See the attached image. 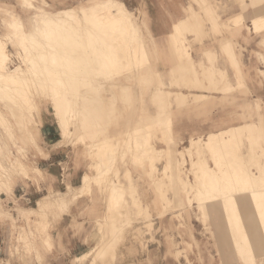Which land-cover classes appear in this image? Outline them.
<instances>
[{
  "label": "bare ground",
  "instance_id": "bare-ground-1",
  "mask_svg": "<svg viewBox=\"0 0 264 264\" xmlns=\"http://www.w3.org/2000/svg\"><path fill=\"white\" fill-rule=\"evenodd\" d=\"M40 1L44 6L33 4L29 0H21L22 6L29 5L34 9V12L30 17L31 24L33 25V28L31 30L26 31L24 29L23 22H21L20 19L14 14H11L10 18L4 21L5 26L9 28L8 33H6L5 36L8 38L9 43L17 46L18 48L15 52H10L7 46V42L0 39V101L2 102L1 99H3L7 103L13 99L17 103L20 98L25 97V95L28 93V91H30L31 88H42V91L43 87L44 89L46 88L47 92H49V98L53 103L55 118L63 134L66 135L72 132L71 129H69L70 127H68V123L70 120L71 124L73 119L78 121L81 120V122L79 121L80 127L76 125L77 121H74L76 122L74 126H77V128H80V130H82V132L80 133V130L75 128L76 131L79 130V132L76 134L80 133L79 135L81 136V142L84 143L86 152L92 160V167L95 172L93 174L84 173L81 186L78 188V190H76V188H74L72 185L67 184L64 192L56 190L51 191V193L44 194L43 197L37 200L35 207L19 208L21 209L20 211L23 216L28 217L30 213L44 212L47 205L55 203L58 207L56 219L60 218L63 213L68 212L69 207L78 196H82L90 190L92 184H94L97 188L103 186V183L105 182L101 181H103L102 179H104L106 176L107 168L110 169L109 167H111L113 169L116 165L115 162L117 161H115L114 157L118 147H120V159L122 156H130L134 164H144L148 166V168H150L152 171L156 170V162L160 160L161 157H166L163 172H165L166 174L168 170H171L170 177H173L172 179H175L176 181L184 180L180 176L179 171L181 169V166L184 165V162L186 161V158L184 156L185 152H187L189 155L192 153L195 157L191 159V172H193L195 182L197 184H206L212 181L218 182L217 184L212 185V191L207 190V192L204 191L199 194L195 193V191L193 194V199H195V201L197 202L199 209L205 211L206 207H208L209 204L213 203L214 201H219V196L221 193L223 195H228L230 192L239 194V197L242 199L241 204L243 208L240 212L241 215L236 218L235 224L233 225V230L237 232L236 234H234L233 238L234 241L240 240L242 242L238 253L240 255V258H242L243 263L252 264L253 262L254 264H257L255 261V257L258 256L257 254H264V189L256 190L259 187L264 188V146L261 145L264 142V113H258L259 122L257 123H245L244 125L239 127H234L219 133L211 134L208 136L207 141L203 140L202 137H192L189 139V145L183 146V150H177V154L171 148L172 146L170 141L173 140H171V138H169V140L166 139V132L169 131L166 129L169 128L168 126L164 128L161 125L162 128H164L161 130L163 136L165 137L163 138L165 140V143L167 144L166 146H168L169 150L167 148V150H157L155 148L154 143H152V139L154 138L153 134L154 132L160 133V128L156 126L159 131L156 130L153 132V128L155 127L154 123V125L150 124V126L152 125L154 127H150L151 129H149L147 133L145 132L146 134L140 135V131L138 132V129L136 130V134L131 138H127L126 141L120 143L117 139L116 140L118 143L112 141L113 139L110 138L107 133L108 129L110 128V126L108 127V121L103 122V124L99 126H95L92 124V118H96L98 116L107 117L104 115V110H102V112L94 111L95 113L85 110L87 109V106H89V102L91 103L93 100L97 101L101 98L97 95L95 97L91 96V87L95 84L94 89L97 90V87L99 88L104 86L102 85V82L98 84L97 80H95L94 84L92 85V75L95 71H97L95 73L103 72V74L100 73L101 77L102 75H104L102 80L104 79L103 82H106V85H109V89L111 91L113 90V88H115V86H117V83L108 82L110 78H106V75L116 76L120 73H129L130 75L132 74V78L134 79L139 78V80H145L151 71H141L144 66L148 65V61H150L146 49L147 45H145L144 41L142 40L143 36L133 23L132 17L127 14L124 5L118 0H93L92 2L89 1V4L87 6L79 5L76 7L56 10H52L49 8L46 9V7L49 6L48 2L46 0ZM195 1L198 4H201L200 1ZM263 3L264 0H252L250 4L252 5L254 12L252 15V22L255 33L264 31V11L260 13L257 10V7H259ZM187 20L188 18L184 21H180L177 25H175V33L173 34L174 37H179V29H182L183 26L185 27V29H187L188 27H194L197 24L196 22L191 23ZM201 22V20L198 21V23ZM234 26L235 30H239V28L242 26L246 28L247 32H251V29L244 23L242 18H237L236 20H234ZM91 29H93L92 32L90 31ZM86 30L91 33H93L94 31L96 32L95 37L93 36L95 38L93 41L96 40L94 43L98 44L97 47L94 46L96 48L95 51L94 49H92L94 48L93 45L90 44V42L92 41L91 36L95 33L91 34ZM188 30L189 29H187V31ZM189 31L191 32V30ZM99 32L103 34L101 35ZM88 38L90 41L88 40ZM105 38H107L108 41L107 39L105 40ZM260 41L262 42V44H264V36ZM87 44L91 48L86 47ZM101 44L102 46L106 45V52H104L105 49L100 48ZM185 47L186 46L184 43L182 44L181 39H178L179 50L184 54V57L186 59H189L190 54L185 50ZM94 53L96 57H98L99 54L102 55L100 56L101 58H96ZM13 54L21 61V64L10 68L9 62L11 61V56ZM176 54L180 57L179 52H176ZM93 55L94 57H92ZM92 58L97 59H94L95 62L93 63H97L98 61L101 62L99 63L100 66H97L96 68V64L92 65ZM189 63L190 70L196 72V68L193 62L189 60ZM22 64H24L25 68L21 66ZM79 66L82 67V70H79ZM45 70L47 76H45ZM261 71L263 72V70ZM61 72L63 73V75L64 73L69 74H67V76L65 75V79L67 78V80H64L61 77ZM29 75L33 77V81L29 79ZM40 75H44V77L39 78ZM90 75L92 77L91 79L89 78ZM135 75L136 77H134ZM149 77L151 78L150 75ZM149 77H147V81ZM112 79L113 78H111V80ZM145 81L144 83H149L151 79L148 82ZM142 82L143 81L141 80V82L139 83L141 84ZM158 83L160 86H162L159 81ZM143 84L141 86H143ZM81 86L82 90L80 89ZM196 87L197 85H195L194 87L189 86V88L191 89ZM158 91L159 96L155 94L158 96L156 97V99L158 100L169 98L172 95L176 102H183L186 99V96L182 93L173 94L170 91L163 89H159ZM88 94L89 96H87ZM15 96L20 97L19 99L17 98L18 101H16V99L14 98ZM129 98H131L132 100V95L130 92ZM22 102L24 103L23 100ZM29 102V109L33 110L31 114L29 113V115H31L32 119L38 118L39 124L40 114L38 111V106L33 102L32 99ZM158 102L159 101H157V103ZM11 104L10 106H12L13 108V105ZM75 106L78 108L74 109ZM20 108L21 107H19L18 110H20ZM19 112L21 113V111ZM23 113L21 114L23 115ZM4 116L0 111L1 126L5 124ZM138 116L139 118H143V112H141V110ZM108 120L111 123L114 122L112 119ZM160 120L164 121L163 119ZM87 133L88 135H90V138L86 136ZM27 137L35 139L34 135L30 132L28 133ZM245 140L247 141L246 152H243L241 150L242 148L244 149L243 146ZM58 142L59 141H57L56 143ZM217 149H220L222 153L225 154V156L216 153ZM257 150H259L260 152H258ZM113 151L115 152L114 154H112ZM206 152H209V156L213 160V163L221 171L220 173L211 172L210 170L206 171ZM246 163L255 166L258 170V174L249 173L241 175L235 172L236 167L246 168V165H248ZM127 164H129V162ZM106 165L108 166L106 167ZM223 166L227 167L226 171L231 168L233 173L227 174L223 172V169L221 168ZM173 170L175 171V173H173ZM27 172L28 165L20 160H15L13 162L12 168L8 169V173L5 179L0 175V189L2 186H4V188H7L11 191L13 189L12 184L14 183L13 173H23L22 175H25ZM166 176L168 175L166 174ZM149 177L151 179H154V175L152 174H149ZM106 183L104 184V186L106 187V189H109L110 192L116 190L119 195L121 194V187L119 185L120 183L116 184L114 180H108V182ZM174 192L175 191H173V194ZM230 198V196L227 197V199ZM187 199L188 201H191L192 197L188 196ZM161 201L165 203L164 201H169V199L164 194L161 198ZM114 204V200L109 203L111 207H113ZM220 206L225 219V208H223L221 204ZM1 212L4 211L0 210V213ZM105 231L107 233L109 232L107 228L105 229ZM227 231L229 232L228 228ZM48 238L49 234L45 235L41 240L45 241V243L43 242L45 246L48 245L49 247H51V243L48 242ZM233 245H237L238 247L240 246V244H237L236 242H234ZM25 251H27V249ZM107 252H109V256L113 255L111 248H109ZM107 252L105 253V256ZM7 264L10 263L7 261Z\"/></svg>",
  "mask_w": 264,
  "mask_h": 264
},
{
  "label": "crops",
  "instance_id": "crops-1",
  "mask_svg": "<svg viewBox=\"0 0 264 264\" xmlns=\"http://www.w3.org/2000/svg\"><path fill=\"white\" fill-rule=\"evenodd\" d=\"M86 1L87 2L80 3L79 5L87 6L89 4V1L92 2L93 0H86ZM122 1L130 10L135 11V14L139 12L144 14L146 20L145 25L150 31V40L152 41V43H149V45L152 44L155 46L154 47L155 53L149 54L148 56L150 58V61L158 62V65L156 72H154L155 74L152 76L153 79L150 81L149 85L145 89H141L137 85V81H132V83L130 82L117 83L118 91H115L116 93H114V95L111 98L110 95L107 96L108 103L111 104L110 99H113L114 102L116 101L115 102L116 104H114V108L112 109L113 113H109V116L107 114V117L98 116L96 118H92V120L96 119V121H98L97 126L102 125L103 121H105L106 118L112 119L114 121L107 132L108 136L113 139V140L111 139L112 141L117 142L118 140L119 143L126 141L127 138H131L133 135L136 134V130L139 129L138 132L140 131L139 134L142 135V134H146L149 129L155 126L153 128V132L156 130L159 131L158 128H160V133L154 132L153 134L154 138L152 139L153 141L152 143H154V146H156L157 150H162L165 147L164 144L165 137L163 136L161 129L166 128V126L170 128V129L166 128L167 130L170 131V132H166L167 140L171 138V140L175 142L178 141L187 142L192 137L193 138L202 137L203 135H204V137H202L203 140L207 141L208 136L211 134L219 133L234 127H239L244 125L245 123H251V121H244V122L241 121L242 109L243 111L251 110L254 112L257 108L260 107L259 103L255 99L258 98L264 99V83L262 84V80H260L259 74L257 72H254L253 69H251L248 77H246V79L244 80L251 99L249 102H246V104L243 107L242 91L237 88L238 83H240L243 80V71L241 70L239 64L237 66V62L239 60H238L237 52L234 51L233 45L241 41V38L235 36L236 33H235L234 20H236L237 18L240 19L242 18V20L245 23L246 11L248 10V8H251L253 10L252 5H250L252 0L249 1L226 0L227 1L226 6L214 5L212 0L210 1L198 0L201 2V4H198L195 0L193 1L192 0H122ZM216 1L219 2L220 0H216ZM47 2L49 6H51L49 1ZM196 3L199 5V7L197 6ZM76 6L52 8V10L66 9L69 7H76ZM252 15L250 16V24L249 25L246 24L251 29L250 39L253 38V33H255L252 22ZM187 18H188L187 21H190L191 23L194 22L197 23L194 27H188L187 29L194 31L195 34L198 36V39L201 40V42L193 41L195 34H186L185 37L187 40L191 42V47H192V50L189 53L190 54L189 59H186L184 57V54L178 48V39H181L180 38L181 35H183L184 31L187 29H185V27L183 26L182 29L181 28L179 29V37L173 36V34L175 33V25H177L180 21H184ZM206 18L211 20L210 21L211 23L206 22L207 21ZM199 20H201L202 22L198 23ZM228 27L230 28L231 33L222 32L224 28H226L227 30ZM233 34L234 36H232ZM258 41L260 42L259 38H255L254 40L251 39L250 45H255L256 42ZM170 46L173 47V49H175L174 52L172 49L169 50L168 47ZM204 51L206 52V56L204 54ZM176 52H179L180 57L176 54ZM207 57L209 58V60L214 59L213 68L215 67L216 68L214 69L215 71L212 76H209V78L206 77V80H202L200 74L196 75V72L190 70L189 60L193 62L197 73H199L200 70H198L197 67L198 65H203L206 66V68H209L208 66L209 64L206 61L208 60ZM253 58L254 57L251 58L252 61L254 60ZM181 61L182 63L178 64ZM172 63L175 64L172 66ZM232 63H234V66ZM258 66L259 65H257V67ZM176 68L178 70H176ZM181 69L184 72H191L194 76H183L184 74L181 75L180 74ZM134 77H136V75ZM157 78L158 81L162 84V86H159L157 84L156 82ZM97 83L100 84V81L97 80ZM93 84L94 81L92 82V85ZM195 85H197L196 88L193 89L189 88V86L194 87ZM93 86L91 87L92 89H94ZM99 88L102 89V87ZM99 88L97 89L98 95H99L98 93ZM158 89L167 90L173 94L182 93L186 96V99L183 101L184 103L180 101L181 104L183 103L182 105L180 104V102L175 101L173 95L169 98L158 100L156 99V95H155ZM130 91L134 92L133 93L134 96L131 101L129 100ZM157 101L159 102L157 103ZM92 102L93 104H95L96 107L95 111L102 112L103 110L102 103L94 100ZM49 107L48 108L46 107V109L41 110L40 123L38 125V129L36 130L37 140L39 143L40 151H42V154H40L35 149L31 150L33 154H36V160H35V164L37 166L36 170L38 169L37 171H39L42 174L44 179L40 180L37 183L35 180L33 181L26 180V184L21 183V181L20 182L18 181V184L16 185V189H15L17 193H20L19 196L16 198V201L17 200L26 201V203H29L30 201H34L35 206L37 199L41 197L39 196L40 194H43L44 192L48 193L47 191L49 189L52 191L60 190L61 187L62 188L65 187L66 189L67 184L72 185L74 188H76V190H78V188L81 186L84 173H88V174L94 173V171L92 170L93 169L92 160L88 156L86 149L84 148V145L82 143H79L75 146H72L71 143H65V144L61 143L62 139L60 137V131L59 128H57L58 125L54 120V117L51 116V112H50L51 107L50 108ZM77 108L78 107L76 106L74 107V109ZM140 110H142L143 112V118H139L138 116ZM259 112L260 111L257 109L256 114L258 115ZM92 113L95 112L92 111ZM160 119H163L164 121ZM252 123H257V122L252 121ZM92 124L95 125L93 121ZM150 124L154 126L152 125L150 126ZM161 125L164 128H162ZM156 126H158V128ZM57 141L60 142L58 145L55 144ZM257 151L260 152L259 150ZM216 153L225 156V154H223L220 149H217ZM115 156L119 160L118 163L120 164V147H118ZM206 166H207L206 171L210 170L211 172H215V173L221 172L215 164H214L215 168H213L208 163ZM221 168L223 169L222 171L227 174L233 173L231 168H229L228 171H226L227 169L226 166H223ZM163 171H164V164H163ZM153 172L154 171H152L150 168H147L145 171L147 175L152 174ZM235 172L241 175L249 174V173L256 174L252 171H249L248 168H244V167H236ZM127 173L128 175H130V170H127ZM166 174L170 176L168 172H166ZM134 177H136V175ZM158 179L154 177V179L152 178L150 180L157 189H159V187L157 186ZM114 182L117 184L116 180H114ZM217 183L218 182L215 181L206 184L198 183L195 193L199 194L204 191L207 192L206 190L207 185L210 184L215 185ZM120 185H122V189L125 190H129L130 188L129 186L130 184H128L127 182H122V183L120 182ZM132 185L134 187L135 186L137 187L139 193L141 190L142 191L144 190V192L146 190H149V188L146 187L145 183L143 182L142 184L141 181L138 182V185L137 183L136 185L135 183H133ZM102 188L103 187L97 188L94 184H92L90 190H94V191L97 190V192L98 191L102 192L103 190ZM65 189L63 191L61 190L60 191L64 192ZM122 189H120L121 191L120 195L118 192H116V190L110 192L109 189H106L108 192L106 197L107 202L106 203H104L103 201L94 202L95 205L97 204L101 206H105L107 204L106 212H105V208H103L100 209L103 212H99L98 214H96L98 216H102L104 215L103 214L104 212L107 213L105 218L103 219L96 218L94 217V215H90V214H85L84 217H80L79 216V212L81 209L80 207H83L84 205H90L91 202L88 199L89 196L88 197H86L85 195L78 196L69 207L68 212L63 213L60 218L56 219L57 222L54 225V228L50 230L51 235L53 236L54 239V250L51 252V254L50 253L47 254L46 260L52 264H68V259L70 258L69 256L74 254L77 249H81L85 247V243L82 242V238L85 235L83 231H76L75 229L71 228V223L73 221L75 222L96 221V220L105 221L103 223L101 222L99 223L100 231L102 234L101 236L103 237L99 245L96 247L93 253H90L91 251L81 252L78 256L75 257L76 261L79 260L83 261L88 256H90L88 263L96 264L97 261L99 260L103 261L105 259V253L109 248H111V246H113V248L111 249L112 253L116 254V250L114 248L117 247L118 243L125 238V234L123 235H117V233L113 234V232L119 226L113 222L117 218H112L111 214L115 210V204L121 202ZM260 189H264V188L259 187L256 190H260ZM154 195L155 198L151 196L148 200H146L143 203L142 206V209H145L146 213L145 212L144 213L146 215H150L151 211H153L154 215H152V219L150 221H154L156 225L159 222L160 223L169 222V221L175 222V219H173L170 214H166L162 216V213L158 212L159 209H164V207L166 206L165 203L161 201V198L164 195V193L156 192L154 193ZM228 196H230L231 198L227 199ZM112 200H114L115 203L113 207L109 205V203H111ZM152 200L156 206L155 207L156 209L154 210L151 209L150 207ZM219 201L222 207L225 208V219H224V215L221 214L222 216L221 225L223 224L225 227H220V229L217 230L218 232L214 230L216 232L215 236L219 237L218 233H220V238L223 241L220 244V246H222V249L221 250L218 249V252L225 254H229V253L236 254L240 249L242 242L240 240L234 241L233 236L237 232L233 230V225L235 224L236 218L241 215L240 212L242 211L243 208L241 204L242 199L239 197V194L230 192L228 195L226 194L223 195L221 193L219 196ZM235 201L238 202L237 204L238 206L234 205ZM207 214L209 215V219L213 218V214H211L210 211ZM129 220H131V217L128 218V221ZM135 220H140V219L137 218ZM226 227L229 229L228 232L229 235H227V237L229 238L231 237V241H232L231 243H228L229 246L223 240L225 239V241H227L226 234H224V228ZM106 228L109 230L108 233L105 231ZM131 228L135 231L137 230V232L139 231V227L137 226H132ZM112 234L115 235L113 242L104 239L105 235L111 236ZM162 234L163 233L161 230H156L154 232L155 239L162 238ZM233 241L236 242L237 244H240V246L238 247L237 245H232V243L234 244ZM126 243L129 242L127 241ZM211 243L212 242L209 239H206V246L203 245L202 253L206 252V254L209 253L216 254L217 252L216 250L218 247L211 245ZM236 247L238 249H235ZM6 249H7V229L5 228L2 229V227H0V254L5 253ZM159 249H161V246L155 245L150 252L152 255H157L158 253L157 250L159 251ZM127 250L128 249L124 248L123 250L124 256L128 253ZM160 253H162V251H160ZM163 258H164L163 256H155L154 261L150 264L179 263V261L177 262L174 259L171 262L168 261L167 263H164ZM128 259L129 257H124L122 259V263L120 262L119 264H131L132 262L135 264L134 261ZM12 264H18V263L13 262ZM103 264H108V263L104 261ZM136 264H147V262L138 259L136 260ZM204 264H221V263L215 259L212 262L206 260L204 261ZM226 264H237V262L234 263L228 262Z\"/></svg>",
  "mask_w": 264,
  "mask_h": 264
},
{
  "label": "rangeland",
  "instance_id": "rangeland-1",
  "mask_svg": "<svg viewBox=\"0 0 264 264\" xmlns=\"http://www.w3.org/2000/svg\"><path fill=\"white\" fill-rule=\"evenodd\" d=\"M29 1L33 4H38V5L44 6L40 0H29ZM47 1H49L51 6L46 7V9H48V8H50V9L61 8V7H65V6H76V5H79L80 3L87 2L86 0H47ZM119 1H121L123 3L127 14L130 17H132L133 23L135 24V26L137 27V29L139 30V32L143 36L142 40L144 41L145 45H147L146 49H147L148 55L155 53L153 51V48L155 46L152 44L149 45V43H152V41L150 40V31L148 30L147 26L145 25L146 20H145L144 14H142L140 12L135 14V11L130 10L122 0H119ZM208 1H210V0H208ZM212 1H213V4L217 5V6H219V5H221V6L225 5L226 6L227 5L226 0H220L219 2H217L216 0L215 1L212 0ZM247 1H249V0H247ZM206 4H207V1H206ZM197 6L199 7L198 4H197ZM257 10L260 13L263 12L264 11V3L262 5H260L259 7H257ZM252 11L253 10L251 8H248V10L245 13V16H246L245 24H247V25L250 24V16L254 13ZM33 12H34V9L32 7H30L29 5L22 6L21 0H0V39L7 42V46H8V49L10 52H15L18 47L9 43L8 38L5 36V34L8 33L9 28H7L5 26L4 21L8 20L10 18L11 14H14L20 19L21 22H23L24 29L26 31H29L33 28V25L31 24V21H30V17L33 14ZM240 12H241V9H240ZM218 18H220V17H218ZM218 18H217V20H218ZM210 21L211 20L207 19L206 22L211 23ZM88 24H85V25H88ZM92 30L93 29H91L90 31L92 32ZM87 32H89V31H87ZM91 32H89V33H91ZM222 32L231 33L229 27L227 30H226V28H224L222 30ZM93 33H95V34H93ZM93 33H91V34H93L91 36V40H92L91 42L92 43H94L96 41V40L93 41L95 39L94 37L96 35V32L94 31ZM235 33H236L235 36L241 38V41L235 43V45H233V48H234V51L237 52V56H238V60H239L237 62V66L239 64L241 70L243 71V80L240 83H238L237 88L242 91V95H243L242 101H243V107H244L246 102H249L251 99L250 94L248 92V89L246 87V83L244 82L246 77H248L250 70L253 69L254 72H257L259 74L260 80H262V84L264 83V63H263L264 62L263 61L264 60V57H263L264 56V46H263L264 44H262L261 41L260 42L258 41V42H256L255 45H250L251 39L254 40L255 38H259V40H261V38H263V36H264V31H262L260 33H253V38H251V39H250L251 32H247L245 27L241 26L239 28V30H235ZM100 34L102 35L103 33H100ZM186 34H195V32L194 31L190 32L189 30L188 31L185 30L184 34L181 35V37H180L182 44L183 43L186 44L185 50L188 51V53H190L192 50L191 42L186 39V37H185ZM86 35H87V33H86ZM232 36H234V34ZM92 37H93V39H92ZM89 38H90V36H89ZM89 38H88V40H89ZM106 39L107 38H105V40ZM107 41H108V39H107ZM193 41L201 42V40L198 39V36L196 34L194 36ZM91 42H90V44L93 45V47L98 46V44H96V43L92 44ZM253 43H255V42H253ZM86 47H89L88 44ZM95 47L92 48V49H94V51L96 49ZM102 47H104V48H102ZM89 48H91V47H89ZM100 48L105 49L107 47H106V45L102 46V44H101ZM168 48H169V50L172 49L173 52L175 50L171 46ZM106 50L107 49H105L104 52H106ZM66 51H68V50H66ZM204 54L206 56L205 51H204ZM94 55H95V53H94ZM94 55L92 57H94ZM100 56H102V55L99 54L98 57H100ZM95 57H96V55H95ZM98 57H96V58H98ZM252 57H254L253 61H255V62L252 61V59H251ZM96 58H92L93 60L91 59L92 60L91 64L92 65L96 64L95 66L97 68V66H100L99 63H101V62L98 61L97 63H93V62H95V60H97ZM213 60L214 59L209 60V58H208V60H206L209 64L208 65L209 68H206V66H203V65L197 66L198 70H200V72L197 73V71H196V75L200 74L202 80H206V77L209 78V76L213 75V73L215 71L214 69L216 68V67L213 68V66H214ZM257 62H258V64H257ZM181 63H182V61L178 64H181ZM18 64H21V61L13 54L11 56V61L9 62V67L13 68L14 66H16ZM174 64L175 63H172V66ZM232 64L234 66V63H232ZM157 65H158V62L148 61V65L144 66V68L141 69V71L142 70L143 71H151L149 74L151 76V78L149 77V75L147 76V77H149L148 81L150 79L151 80L153 79L152 76L155 74L154 72H156V70H157ZM257 65H259V66L257 67ZM21 66L23 68H25L24 64H22ZM79 70H82V67H80ZM176 70H178V69L176 68ZM261 70H263V72ZM95 72H97V71H95ZM95 72L92 75V77L94 79L91 77V75L89 76V78L90 79L92 78L93 81L98 80V81L102 82V85H104V86H102V89L99 88V91H98L102 101L100 99L97 101L102 103V109L104 110V115L107 116L106 114H108L109 112L113 113L112 109L114 108V104H116L115 103L116 101L114 102L113 99H110L111 104L108 103L107 96L110 95V98H111L114 95V93H116L115 91H118L117 86H115V88H113V90L111 91L109 89V85L108 84L106 85V82L105 83L103 82L104 79L102 80L104 75H102V77H101L100 73L103 74V72H100V73H95ZM105 73H106V71H105ZM46 74L47 73L45 70V76H47ZM67 74L64 73V75H63V73L61 72V77L64 80H67V78L65 79V75L67 76ZM180 74L181 75L184 74L183 76H194L191 72H184V71H182V69H181ZM42 77H44V75H40L39 78H42ZM107 77H108V79L110 78L108 82H112V83L113 82H115V83L130 82V83H132V81L136 80L137 85L140 88L142 87L141 89L147 88V86L150 83V81H149V83H144L145 80L147 81V77L145 80L144 79L139 80V78L133 79L132 74L130 75L129 73H120L116 76L115 75H112V76L106 75V78ZM32 78L33 77L30 76L29 79L33 81ZM89 78H88V80H89ZM111 78H113V79L111 80ZM141 80L143 82L140 84L139 82H141ZM156 82L159 85L158 78H157ZM142 84H143V86H141ZM93 87L95 88V86H93ZM81 88H82V86L80 87V89ZM104 88H105V90H104ZM41 89L38 87L37 88L34 87V89L31 88L30 91H28V93L25 95V97L20 98L18 96H15L14 98L16 99V101H18V99L20 98V100L18 102H20L21 104L18 102L16 103L15 100H13V99L7 103L3 99H1L2 102L0 101V111L3 113V116L5 115L4 116V118H5L4 123L5 124H3L2 126L0 125V175L5 179V177L7 176V173H8V169L12 168L13 162L15 160H20L23 163H26L28 165V172L26 173L27 175L26 174L22 175L23 173H13L14 183L12 184L13 189L11 191L8 190L7 188H4V186H2L0 189V210L4 211V212L0 213V227H2V229L3 228L7 229V249H6L5 253L0 254V259H1L0 264H7V261L10 264H12L13 262H17L18 264H34V263L52 264L49 261H47L46 259H47V254L48 253L51 254V252L54 250V239H53V236L51 235L50 230H52L54 228V225L57 222L56 221V213L58 211V207L56 206L55 203H51V204L47 205L46 210L44 211L45 213L44 212L30 213L28 217H25V216H23V214L20 211L21 209H19V208L35 207V202L30 201L29 203H26V201H21V200L16 201V198L19 196L20 193H17L15 190L16 185L18 184V181L19 182L21 181V183L26 184V180H32V181L35 180L37 183L40 180L44 179L42 174L36 170V164H35L36 154H33V152L31 151L32 149H35L40 154H42V151H40L39 143L37 140V133H36V130L38 129L37 127L39 125L38 124V118L32 119L31 115H29V113L31 114L33 111L32 109H29V103H30L29 101H31V99H32L33 102L35 104H37L39 114H40L42 109H46V107L48 108L50 106L51 108L50 107L49 108H50L51 116L54 117V120L56 121V123H57V120L55 118L52 100L49 98V92H47V89L46 88L44 89V87H43V91ZM97 89H98V87H97ZM29 93H30V95H29ZM90 93H91V96H94V97L96 95L99 96L97 94V90H95V89H92ZM130 93H131L132 99H133V96H134L133 93L134 92L130 91ZM156 94L159 96V91L156 92ZM157 95H156V97H158ZM87 96H89V94ZM21 99L24 101V103L22 102ZM129 100L131 101V98H129ZM255 100H257V102L260 105V107L257 109L263 114L264 113V99L258 98ZM12 101L16 104H14ZM9 103L10 104L12 103L11 105H13V108L16 111L13 110L12 106H10ZM14 105H15V107H14ZM88 105L89 106H87V109H85V110L95 111L96 107H95V104H93V102H91V103L89 102ZM19 107H21L20 110H18ZM23 107H24L25 111H24ZM11 109H12V111H11ZM21 109L24 111V113ZM27 109H28V111H27ZM257 109L254 112L250 111V110L243 111V109H242L241 121L242 122H244V121L259 122V117L256 114ZM19 111H21V113H23V115ZM141 112H142V110H141ZM16 115L18 116V118ZM22 116H24V117H22ZM263 116H264V114H263ZM16 118H17V120H16ZM74 121H77L78 124ZM79 121L81 122V120H79ZM79 121L73 119L72 120L73 125L71 124V120L69 121L68 127H70L69 129H71L72 132L70 134L68 133L66 135L63 134V132L59 126L58 127L56 126L57 128H59V131H60V137L62 139L61 143H63V144L71 143L72 146H75L79 143H82L81 142V136L79 135L82 132V130H80V128H77V126L80 127ZM106 121L109 122V124L107 122L108 127L109 126L111 127L112 123L107 118L103 122H106ZM97 122L98 121H96V119H93V123L95 124V126H97ZM75 123L77 126H74ZM57 125H58V123H57ZM102 127H104V126H102ZM75 128L80 130L79 134H76L79 132V130L76 131ZM57 131H58V129H57ZM74 131H76V132H74ZM29 132L31 134L35 135L34 136L35 139H32L31 137H29V138L27 137ZM65 136H67V137H65ZM86 136L88 138H90V135H88V133ZM202 137H204V135ZM63 138H65V139H63ZM170 143L172 146L171 148L173 149L174 152H176V154H177V150H180V149L183 150V146L189 145V141H187V142L170 141ZM58 144H59V142L56 143V145H58ZM82 144L84 145V143H82ZM164 144H165L164 149L167 150L168 146H166L167 144L165 142H164ZM246 144H247V141L245 140L244 146H243L244 149L242 148L241 151L246 152ZM261 145L264 146V142ZM84 148H85V145H84ZM155 148H156V146H155ZM163 152H165V151H163ZM114 153L115 152L113 151L112 154H114ZM184 156L186 158V161L184 162V165L181 166V169L179 171L180 176L184 180H177L178 182L175 179H172L173 177L166 176L165 172H163V164L165 163L166 157L165 158L161 157L160 160L157 161V163H156L157 169L154 170L152 175H154L155 178H159L158 179V185H157L159 187V189H157L155 187V185L152 184V182L150 181L151 178H149V175H147L145 173L148 166H146L144 164H141V165L134 164L133 161L131 160L130 156L129 157L122 156L120 159V164H119L118 163L119 160L116 158V156L114 157L115 161H117V162H115V164H116L115 167L113 169L111 167H109L110 169L107 168L106 176L104 179H102L103 181H101V182L106 183V182H108V180L109 181L116 180L117 183L127 182L128 184H130L129 190L122 189V186L119 184L121 189H122L121 202L115 204V210L111 214L112 218H117L113 222L119 226L113 232V234H116V233H117V235L125 234V238L121 242L118 243L117 247L114 248L116 250V254H113V255L110 254L112 256L111 257V256H109V252H107L105 259L103 261H100V260L97 261L96 264H103L104 261H106V263H108V264H119L120 262L122 263V259L124 257H129V259L131 261H134L135 264H136V260H138V259L146 261L147 264L148 263L150 264L154 261L155 256H163L164 257L163 258L164 263H167L168 261L171 262L174 259L177 262L179 261L178 264H204V261H206V260L212 262L216 259L221 264H226L228 262H231V263L237 262V264H244L242 261V258H240V255L238 252L236 254L235 253L225 254V253H219L218 252V249L219 250L222 249V246H220V244L223 241L220 238V233H218L219 237L215 236V234H216L215 231L219 230L220 227H225L223 224L221 225V223H222L221 214L223 215V212L221 211L220 203H219V201H214L213 203L209 204V206L207 207V209L205 211L201 210V209H199V207H197V203H196L195 199H193V194L196 191V187L198 186V184L195 182V179L193 177V172H191L192 171L191 159L194 158L195 156L192 153L189 155L187 152H185ZM205 160L207 161V163L209 165H211L213 168H215L213 160L209 156V152L205 153ZM128 162H129V164H127ZM246 164L249 165V166L246 165V168H248L249 171H252V172L258 174V170L256 169L255 166H252L249 163H246ZM107 166L108 165H106V167ZM92 170L95 172L94 169H92ZM127 170H130V175H127ZM170 171L171 170L167 171L169 173V175L171 173ZM173 173H175L174 170H173ZM16 174H18V175H16ZM134 174L136 175V177H134L135 176ZM140 181L142 182V184L144 182L146 187L149 188V190H146L145 192H144V190L143 191L141 190L139 193V191L137 190V187L136 186L134 187L132 184L135 183V185H136V183H137V185H138V182H140ZM105 183H103L102 192L101 191L97 192V190L96 191L89 190L88 192H86L84 194L86 197L89 196L88 199L91 202V204L90 205H84L83 207H80L81 208L80 212H79L80 217H84L85 214H90V215H94V217H96V218H102V219L105 218V216L107 214V213H105L107 204L105 206L94 204V202H101V201H103L104 203L107 202L106 197H107L108 192L106 190V187L104 186ZM210 187H212V188H210ZM64 189H65V187L60 188L61 191H63ZM206 190L212 191L213 186L211 184L207 185ZM51 191L52 190L49 189L47 192L51 193ZM173 191H175L174 194H177V195H174ZM156 192H163L165 194V196L167 198H169V201H164L165 205H166L164 207V209H159L158 212L162 213V216H164L166 214H170L171 217L173 219H175V222H171V221L162 222V223L159 222L156 225L154 221H150L152 219V215H154L153 211H151L150 215L145 214L146 213L145 209H142L143 203L146 200H148L151 196H153V198H155L154 193H156ZM48 193L44 192L43 194H48ZM14 194H16V195H14ZM43 194H40L39 196L43 197L44 196ZM95 194L98 196H96ZM93 196L95 197V199ZM188 196L192 197L191 201H188V199H187ZM176 197H179V198H176ZM40 198H38V199H40ZM178 200H179V202H178ZM237 204H238V202L235 201L234 205H237ZM150 207L153 210L156 209L155 208L156 206H155L153 200H152V203L150 204ZM77 208H79V207H77ZM103 208H105V212L103 213L104 215H102V216L96 215L99 212H103L100 210ZM209 211L211 212V214H213V218H210L211 221L209 219V215L207 214V213H209ZM127 217L128 218L131 217V220L128 221ZM137 218H139L140 220H135ZM100 222L103 223L105 221H103V220H100V221H97V220L96 221H82V222L73 221L71 223L72 229H75L76 231H83L85 236L82 238V242L85 243V247L81 248V249H77L74 254L69 256L70 258L68 259V264H89L88 260H89L90 256H88L83 261L82 260L76 261L75 257L78 256L81 252L91 251L90 253H93V251L99 245L101 239H103V237L101 236L102 235L101 231H100V225H99ZM132 226L139 227V231L137 232V230L136 231L133 230L131 228ZM156 230L162 231V233H163L162 238H156L155 239L154 232ZM29 231H31V232H29ZM227 233H228L227 229L224 228V234H226L227 241H225V239H223V240H224V242H226L228 244V243H231L232 241H231V237L230 238L227 237V235H229V233L228 234ZM47 234H49L50 239L48 238V242L51 243V247H49L48 245L45 246L44 245L45 241L41 240ZM113 234L111 236L105 235L104 239H106L107 241L110 240V242H113L114 236H115ZM206 234H207V237H206ZM24 235L26 238L24 237ZM206 239H209L212 242L211 245L218 247L216 250L217 251L216 254H210V253L206 254V252L202 253L203 245L206 246ZM127 241L129 243H126ZM25 242H27L28 244ZM137 245H138V247H137ZM155 245L161 246V249H159V251L157 250V252H158L157 255H152L150 251ZM228 246H229V244H228ZM25 248L27 249V251H25L26 250ZM112 248H113V246H111V249ZM124 248L128 249L127 250L128 253L125 256H124V251H123ZM235 249H238V248L236 247ZM160 251H162V253H160ZM15 252H17V253H15ZM257 255L258 256L255 257L256 263L257 264H264V254H261L262 256L260 254H257ZM131 264H134V263L132 262ZM252 264H254V263L252 262Z\"/></svg>",
  "mask_w": 264,
  "mask_h": 264
}]
</instances>
